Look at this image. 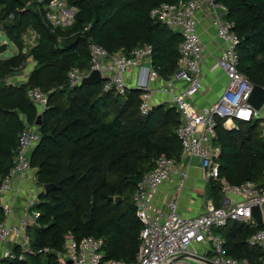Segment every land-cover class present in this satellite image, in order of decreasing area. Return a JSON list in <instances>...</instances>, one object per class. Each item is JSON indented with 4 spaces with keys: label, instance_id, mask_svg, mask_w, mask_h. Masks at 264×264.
<instances>
[{
    "label": "trees",
    "instance_id": "1",
    "mask_svg": "<svg viewBox=\"0 0 264 264\" xmlns=\"http://www.w3.org/2000/svg\"><path fill=\"white\" fill-rule=\"evenodd\" d=\"M66 1L75 8L74 20L68 26L53 27L42 18L35 1L0 0V24L18 48L11 56L0 58V181L12 165L18 133L36 118V107L27 91L38 87L47 93L48 106L42 112L40 141L32 152L31 164L37 166L38 185L55 186L40 192L35 206L39 224L28 229L34 249L49 247L53 251L25 254L21 261L6 260L4 264H59L55 252L63 249L67 232L76 238L101 237L104 258L131 261L142 227L132 201L136 183L153 168L159 155L178 161L181 153L175 134L179 115L173 107L158 104L142 116L138 89L129 88L125 95H117L103 91L101 82L73 88L66 85L70 68L88 69L90 40L109 52L151 44L159 74L168 77L174 73L181 36L149 13L161 2L179 0ZM220 1L227 8L225 18L240 38L239 70L251 82L264 86V0ZM29 29L36 32L37 40L25 54L22 35ZM5 49L3 46L0 51ZM28 56L35 65L27 80L8 83V75L22 68ZM221 122L219 119L215 138L222 151L220 174L232 184L249 179L262 186L260 119L237 120V129H225ZM208 186L211 195H217L220 186ZM110 196L120 200H110ZM224 227L225 233L220 235L225 253L240 261L250 249L248 237L262 225L228 221L217 232Z\"/></svg>",
    "mask_w": 264,
    "mask_h": 264
},
{
    "label": "built area",
    "instance_id": "2",
    "mask_svg": "<svg viewBox=\"0 0 264 264\" xmlns=\"http://www.w3.org/2000/svg\"><path fill=\"white\" fill-rule=\"evenodd\" d=\"M33 1L38 4L42 18L53 27L68 26L74 20L75 8L66 0ZM201 6L209 7L216 37L220 40L218 56L209 71L220 70L226 77L217 99L204 106H199L196 100L202 90L204 60L197 16ZM226 11L220 0L161 2L150 10L151 18L181 36L178 68L169 77L159 74L153 62L151 44L138 45L124 52H109L90 40L88 69L70 68L66 85L69 88L81 85L91 70H98L103 91L117 95H125L129 88L141 91L138 110L142 116L148 115L157 105L155 94H164L179 115L175 134L180 143V159L196 157L203 170L204 182L217 183L227 203L217 206L209 201L194 216L182 215L177 197L189 175V164L181 165L175 158L161 154L155 159L153 168L141 175L132 194L135 216L142 224L134 258L131 261L104 258L101 237L76 238L67 232L63 249L55 252L59 264H199L193 261L203 264L204 257L196 251L194 244L209 246L210 256L206 264H241L225 253L224 239L215 229L222 228L228 221L255 224L252 208L264 205V188L249 179L232 184L220 174L222 151L216 143V129L219 119L229 129L238 128L237 120L260 119V136L264 139L261 111L264 104L255 110L248 101L254 83L238 68L240 38L233 23L225 18ZM36 38L34 30L24 33L23 45L26 48L34 45ZM129 77L133 80L132 85L127 83ZM27 97L38 113L48 106L47 93L38 87L29 88ZM39 141L38 126L34 124L18 133L12 165L0 181V264L6 260L21 261L25 254L53 251L49 247L34 249L28 234L29 228L39 224L40 214L35 206L40 192L45 191L43 186L36 185L37 168L31 164L32 152ZM163 186H168L166 191L162 190ZM248 243L264 252V226L252 232Z\"/></svg>",
    "mask_w": 264,
    "mask_h": 264
},
{
    "label": "crops",
    "instance_id": "3",
    "mask_svg": "<svg viewBox=\"0 0 264 264\" xmlns=\"http://www.w3.org/2000/svg\"><path fill=\"white\" fill-rule=\"evenodd\" d=\"M197 16L199 19V35L204 49V60L202 64V90L196 100L199 106H204L209 105L211 102L217 99L218 95L224 88L226 77L220 70L209 71V68L213 65L218 56V44H220V40L216 37V27L212 23L213 21L210 15L209 7L201 6L197 11ZM31 30L32 29L26 31L25 33L29 34ZM172 74H169V76H171ZM127 83L129 85H132L133 80H131V78L129 77ZM155 97L157 98V105L163 104L165 107H170V104L167 102L164 94L157 92L155 94ZM261 111L264 116V106L262 107ZM224 128L229 129L226 127ZM178 161L181 165L189 164V175L185 181L183 189L177 197L178 209L182 215H184L185 217L194 216L195 214L202 211L206 203L209 201L213 202L217 206L227 203L226 197H224L220 190L216 193L217 195H211L213 191L208 186V184L204 182L203 170L200 167L199 160L196 157H185L181 159L179 157ZM167 187L168 186H163L162 190L166 191ZM262 187L264 188V184L262 185ZM260 209L262 220L261 222L256 221L255 224H261L262 226H264V205H262ZM255 224L250 225L254 226ZM225 230L226 229L224 227L221 233L217 232V229H215V232L223 236ZM247 244L250 249L244 257L240 258L241 264H264V254H262L257 246L250 243ZM193 246L196 251L204 257L202 263L206 264V259H208L210 256L209 246L207 244H194ZM193 262L201 264L200 262Z\"/></svg>",
    "mask_w": 264,
    "mask_h": 264
},
{
    "label": "water",
    "instance_id": "4",
    "mask_svg": "<svg viewBox=\"0 0 264 264\" xmlns=\"http://www.w3.org/2000/svg\"><path fill=\"white\" fill-rule=\"evenodd\" d=\"M146 66H149V64H146ZM101 81V75L98 70H91L87 76H85L81 82V85H89V84H96ZM250 105L255 109L259 110L263 104H264V87L258 84H253V88L251 90L249 99H248ZM36 126H41L42 124V113H38L36 115V118L33 122ZM53 183H45L43 185V188L46 192L51 191L54 188ZM110 200L115 199L116 201L120 200V197H109ZM252 216L257 222H261V209L259 206H254L252 208Z\"/></svg>",
    "mask_w": 264,
    "mask_h": 264
},
{
    "label": "rangeland",
    "instance_id": "5",
    "mask_svg": "<svg viewBox=\"0 0 264 264\" xmlns=\"http://www.w3.org/2000/svg\"><path fill=\"white\" fill-rule=\"evenodd\" d=\"M26 3H30V1H28ZM7 20H10V17H8L6 19V21ZM3 46H5L6 49L3 50V51H0V58H7V57L11 56L12 54H14V53H16L18 51V48L14 45V43L11 42L6 37L5 30H4V28L2 26V23H1L0 24V50L2 49ZM28 48H26L23 45L22 53L26 54L28 52ZM34 65H35V62H34L32 56H28L26 62L24 63V66L22 68L16 70L15 72H13L12 74L8 75V77L6 78V81L8 83H11V84H18V83H21V82H25L27 77H28L29 72L31 71L32 66H34ZM29 125H31V124H25V127L29 126ZM33 166L37 168L36 165H33ZM35 182H36V185H38V182H37L36 179H35ZM58 257H59V260L62 261V256L59 255Z\"/></svg>",
    "mask_w": 264,
    "mask_h": 264
}]
</instances>
